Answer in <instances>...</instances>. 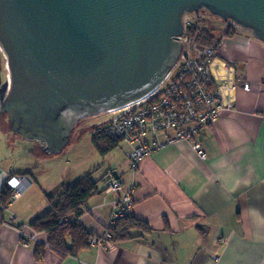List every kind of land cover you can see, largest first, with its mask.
I'll return each instance as SVG.
<instances>
[{"label":"crops","instance_id":"crops-1","mask_svg":"<svg viewBox=\"0 0 264 264\" xmlns=\"http://www.w3.org/2000/svg\"><path fill=\"white\" fill-rule=\"evenodd\" d=\"M224 30L214 66L216 84L222 97L231 99V109L191 140L153 149L134 172L127 157L126 167L111 164L109 174L97 178L105 182L101 191L76 216L93 236L106 234L121 193L105 190L115 170L124 188L133 184L130 213L152 228L142 237L89 243L67 254L50 247L47 234L30 223L50 209L66 182L61 172L53 181L38 178L35 158L46 159L42 145L14 133L0 112V191L10 188V177H25L20 193L5 206L0 202V264H264V43L250 31L226 35ZM224 64L234 67L228 75L232 90L224 87ZM165 135L171 131L160 132L159 139ZM197 140L206 149L205 159L194 148ZM130 150L129 145L126 156ZM20 225L36 233L27 246Z\"/></svg>","mask_w":264,"mask_h":264},{"label":"water","instance_id":"water-1","mask_svg":"<svg viewBox=\"0 0 264 264\" xmlns=\"http://www.w3.org/2000/svg\"><path fill=\"white\" fill-rule=\"evenodd\" d=\"M207 9L264 42V0H0V112L58 153L79 118L141 99L177 60L186 13ZM112 175L118 178L113 170Z\"/></svg>","mask_w":264,"mask_h":264},{"label":"built area","instance_id":"built-area-1","mask_svg":"<svg viewBox=\"0 0 264 264\" xmlns=\"http://www.w3.org/2000/svg\"><path fill=\"white\" fill-rule=\"evenodd\" d=\"M190 14L184 15L183 32L178 37L182 43V50L163 80L141 99L105 110L118 113L95 128V134L118 138L130 145L131 150L127 158L132 172L140 159L153 149L178 140H191L202 128L215 121L221 111L231 109V99L223 98L221 87L216 84L214 60L219 43L202 48H198L196 44L189 45L184 31L191 18ZM225 25H231L233 29L250 31L231 20L225 21ZM223 68L227 74L224 87L232 90L234 80L228 75L234 73V67L224 64ZM149 99H154V102L148 105L146 102ZM160 130L164 133L171 131V135H165L161 140L158 133ZM194 148L200 158L207 157L206 149L199 140L195 142ZM24 178L13 176L8 179L12 188V198L20 193L19 184ZM120 185L122 186V182L113 178L108 182L107 189L108 186L116 189ZM132 189L131 183L121 199L114 201V212L109 225L115 223L120 216L130 213L133 202ZM75 218L77 217L74 216L73 219ZM18 229L24 246L28 245L29 240H36V233H29L26 225H20ZM108 237L109 233L106 232L103 237L94 236L90 243L101 246Z\"/></svg>","mask_w":264,"mask_h":264},{"label":"trees","instance_id":"trees-1","mask_svg":"<svg viewBox=\"0 0 264 264\" xmlns=\"http://www.w3.org/2000/svg\"><path fill=\"white\" fill-rule=\"evenodd\" d=\"M197 16V21L194 20ZM195 16V17H194ZM192 15L185 26L184 36L189 45L209 46L218 44L217 39L209 30L197 26L198 21H203L201 12ZM196 21V22H195ZM224 34L230 35L236 33L231 25L224 28ZM154 99H149L146 103H153ZM5 123L7 114H2ZM10 125V124H9ZM121 140L111 138L101 134H95L92 138L94 148L101 154L106 155L114 149ZM107 172L102 179H104ZM101 179V180H102ZM93 179L91 171L85 173L73 182L65 183L60 192L51 200L50 209L34 218L30 227L37 231H44L47 234V242L50 247L58 250L60 253H74L79 246L89 245L93 235L78 222L74 216H80L84 212L88 199L101 191L99 181ZM12 189L6 188L0 191V202L5 206L11 197ZM1 221V220H0ZM152 231L148 223L134 217L131 213L120 216L115 223L108 226L109 237L105 242H120L127 239L139 238ZM78 242V243H77Z\"/></svg>","mask_w":264,"mask_h":264},{"label":"rangeland","instance_id":"rangeland-1","mask_svg":"<svg viewBox=\"0 0 264 264\" xmlns=\"http://www.w3.org/2000/svg\"><path fill=\"white\" fill-rule=\"evenodd\" d=\"M198 12H201L204 20L198 21L197 26L209 30L211 34H213L216 38H219L221 36L222 30L226 27L225 21L221 17L211 13L207 9H200L197 12H191L190 15L194 16V14ZM194 20L197 21V16ZM197 47L202 48L203 46L197 45ZM192 49L194 52V48ZM8 75L9 73L7 69L6 58L0 48L1 81L3 82L5 79H7ZM117 113L118 111H100L96 114L85 115L79 118V120L75 121L67 143L58 153H46L44 151L47 160L40 157L35 158V160L38 162L36 163L34 170L37 173L38 178L41 180L44 179L53 181L58 178V173L61 172V181L68 183L73 182L74 180L80 178L85 173H88L90 171L93 179H97L100 174L105 173V171L108 172L112 168V165H114L115 168H118L119 165L125 164L126 167V151L129 149L128 143H126L125 141H120V143L106 155H101L94 148L92 143V138L95 135V128L101 123L109 120V118ZM6 121H8V119H6ZM6 125L9 126V123H7ZM160 132H162V130H160L158 133ZM129 169L132 171L130 166ZM127 175L128 174H126V176ZM113 178L115 177L111 173L107 184ZM117 179L121 181L120 178ZM104 183L105 182L99 181L98 184L99 186H102V184ZM107 184L105 190H108L110 192L121 191L120 195L114 201L120 200L123 196V193L127 192L128 190V187H123V182L122 186L120 185V187L116 189H111L110 186H108L107 189ZM132 204L130 206V210Z\"/></svg>","mask_w":264,"mask_h":264},{"label":"clouds","instance_id":"clouds-1","mask_svg":"<svg viewBox=\"0 0 264 264\" xmlns=\"http://www.w3.org/2000/svg\"><path fill=\"white\" fill-rule=\"evenodd\" d=\"M13 177V176H12ZM23 177V176H22ZM11 178V177H10ZM11 188V187H10ZM12 189V188H11Z\"/></svg>","mask_w":264,"mask_h":264},{"label":"flooded vegetation","instance_id":"flooded-vegetation-1","mask_svg":"<svg viewBox=\"0 0 264 264\" xmlns=\"http://www.w3.org/2000/svg\"><path fill=\"white\" fill-rule=\"evenodd\" d=\"M3 114V113H2ZM79 120V119H78Z\"/></svg>","mask_w":264,"mask_h":264}]
</instances>
